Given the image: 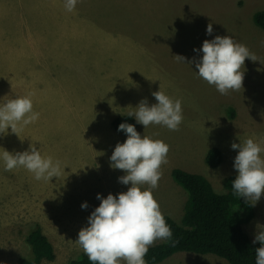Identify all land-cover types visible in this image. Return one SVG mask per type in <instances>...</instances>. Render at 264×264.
<instances>
[{
  "label": "rangeland",
  "instance_id": "rangeland-1",
  "mask_svg": "<svg viewBox=\"0 0 264 264\" xmlns=\"http://www.w3.org/2000/svg\"><path fill=\"white\" fill-rule=\"evenodd\" d=\"M259 9L264 0H79L72 12L64 0H0V103L28 96L39 113L34 123L18 124L17 134H0V152L34 144L43 157L67 165L60 176L37 181L0 162V264L29 254L25 236L33 223L55 250L54 260L42 264H67L83 252L76 239L100 203L96 194L129 187L118 180L125 172L110 167L112 151L127 138L118 125L142 99L155 104L159 89L182 102L179 130L137 122L135 128L169 146L153 190L161 212L178 220L186 197L171 178L173 167L204 175L217 191L225 175H237L231 144L251 137L264 147V29L252 20ZM217 35L232 36L258 58H245L242 89L226 95L199 78L194 63L175 58L198 60L202 53L193 49ZM212 146L222 152L216 167L204 162ZM254 208L243 227L252 241L264 226V192ZM156 264L229 263L178 251Z\"/></svg>",
  "mask_w": 264,
  "mask_h": 264
},
{
  "label": "clouds",
  "instance_id": "clouds-1",
  "mask_svg": "<svg viewBox=\"0 0 264 264\" xmlns=\"http://www.w3.org/2000/svg\"><path fill=\"white\" fill-rule=\"evenodd\" d=\"M78 2L64 0L66 11H74ZM212 33L210 23L206 26V34ZM193 51L202 53L198 60L185 62L182 55H175V58L188 65L194 63L199 78L215 86L221 95L242 89L245 58L258 60L246 45L236 42L230 35L204 40L200 48ZM152 95L155 104L149 105L144 98L128 116L134 117L144 128L160 125L170 131L179 130L183 120L181 100L172 99L160 89ZM38 118L39 113L34 111L30 97L3 100L0 103V134L9 129L17 134L18 124L27 126ZM117 130L126 133L127 138L117 143L112 151L110 167L125 172L118 180L129 187L116 195L96 194L100 203L87 217V226L79 230L76 242L91 264H147L145 256L149 248L157 240L171 241L173 235L153 195L162 177L161 166L167 163L169 146L162 140L141 136L133 124L122 122ZM231 148L238 149L233 160L237 172L231 183L233 194L254 205L264 192V147L250 137L233 142ZM0 162L5 171L24 168L37 181L58 177L67 166L52 157H43L34 144L22 152L10 153L4 149L0 152ZM81 208H88L86 201L81 203ZM257 241L261 246L255 249V264H264V226H258L253 243Z\"/></svg>",
  "mask_w": 264,
  "mask_h": 264
},
{
  "label": "trees",
  "instance_id": "trees-1",
  "mask_svg": "<svg viewBox=\"0 0 264 264\" xmlns=\"http://www.w3.org/2000/svg\"><path fill=\"white\" fill-rule=\"evenodd\" d=\"M253 22L264 29V9L252 14ZM231 112V110H229ZM124 122L135 126L133 117L124 115ZM116 118L112 124L116 127ZM222 161V152L212 146L207 149L204 162L216 167ZM172 180L186 193L178 220L162 212L172 230V240L154 243L148 250L147 264H156L173 253L194 252L211 253L224 258L229 264H255V249L260 242L253 243L244 225L255 217L254 205L243 197L238 198L231 188L235 174L222 178L220 191L204 175L173 167L170 170ZM29 254L19 257L9 264H42L55 258L52 242L38 223H33L25 236ZM67 264H91L87 255L82 252L70 259Z\"/></svg>",
  "mask_w": 264,
  "mask_h": 264
}]
</instances>
